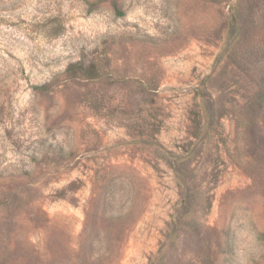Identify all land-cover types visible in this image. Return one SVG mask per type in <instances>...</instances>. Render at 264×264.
<instances>
[{
  "label": "rangeland",
  "instance_id": "374dc122",
  "mask_svg": "<svg viewBox=\"0 0 264 264\" xmlns=\"http://www.w3.org/2000/svg\"><path fill=\"white\" fill-rule=\"evenodd\" d=\"M0 264H264V0H0Z\"/></svg>",
  "mask_w": 264,
  "mask_h": 264
}]
</instances>
